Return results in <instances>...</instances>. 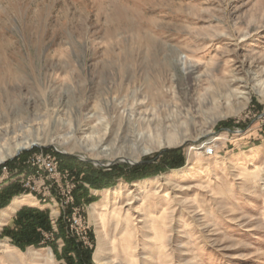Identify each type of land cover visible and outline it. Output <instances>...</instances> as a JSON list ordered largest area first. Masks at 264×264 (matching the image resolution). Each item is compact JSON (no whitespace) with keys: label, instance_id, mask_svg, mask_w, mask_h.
Instances as JSON below:
<instances>
[{"label":"rangeland","instance_id":"obj_1","mask_svg":"<svg viewBox=\"0 0 264 264\" xmlns=\"http://www.w3.org/2000/svg\"><path fill=\"white\" fill-rule=\"evenodd\" d=\"M253 86L264 91V0H0V190H22L0 210V220L14 200L26 197L31 202L22 207L45 206L39 210L48 211L52 230L40 248L11 245L2 232L20 207L0 225V264H31L25 259L32 249L50 255L48 264H67L62 250L71 237L90 251L88 264H95L99 240L102 258L114 246L121 264H130L126 245L133 243L138 255L147 241L154 253L147 264H264V101ZM212 92L217 107L187 112L191 97L203 100ZM238 92L250 93L244 109ZM179 109L173 130L186 140L143 153L144 122L166 126L152 131L157 144L173 132ZM87 141L110 150L84 152ZM32 142L38 145L16 150ZM169 151H178L181 167L161 163ZM37 153L50 154L60 173H71L79 236L68 230V178L39 173L46 189L35 183L39 192L33 193L19 183L34 172L27 162ZM219 165L225 172L214 171ZM136 167L140 179L112 175L100 190L83 181L86 172L122 168L127 177ZM190 172L191 180L180 176ZM79 185L88 196L78 204ZM113 189L118 195L105 200ZM163 215L169 217L167 248L154 237L164 232ZM7 245L16 262L2 253Z\"/></svg>","mask_w":264,"mask_h":264},{"label":"bare ground","instance_id":"obj_2","mask_svg":"<svg viewBox=\"0 0 264 264\" xmlns=\"http://www.w3.org/2000/svg\"><path fill=\"white\" fill-rule=\"evenodd\" d=\"M189 71L191 72L194 68V62H192V60H189ZM244 86L245 88L247 89V86H248V83L245 82L244 83ZM251 90L255 93H257L258 95H260L264 101V91L261 90V88H257L256 86L252 87ZM187 94H189V91L187 89ZM249 94L250 93H246V92H238L236 94H234L235 98L239 100V103L241 104V109H244L248 106V103H249ZM216 96V93H211L209 95V97L207 96V98H203V100H194V98L191 97L192 101H189L190 103L188 104V111H192L193 109V113L195 114H198L200 113V108L203 107L204 105L206 104H214V106L217 107L218 104H220V101H217L218 99L215 98ZM233 97V96H232ZM190 100V98H188ZM182 112H183V109H179L176 111V119L171 121L170 123V126L172 128V133L171 131L170 132H167L165 133L163 136H162V140L160 142H156L153 141L152 139H150V135L152 133L153 130H158V128H166V126H164L163 124H160V123H157L155 120L153 119H147L145 122H144V126H146V128L149 129L148 131V135L146 136L147 139H146V145L148 147V149H145L143 153H147V152H150L155 146H158V147H171V146H174V145H178V144H182L187 136L185 134H178L175 133V131L173 130L174 128H176V124L179 123V119L181 118L182 116ZM230 111L227 109L223 114L226 115L228 114ZM179 117V119H178ZM185 118V117H183ZM180 124H183V123H180ZM201 134L203 136H206L208 134V130H203L201 131ZM214 140H217V139H214ZM33 145H38L36 142H32V143H21V144H18L17 147H16V150H22V149H25V148H28L30 146H33ZM209 146V145H208ZM82 150L84 152H97V153H107L110 149L108 147H104L101 142L99 143H89L88 141L85 143V145H83L82 147ZM17 151V152H18ZM16 152L12 155H15ZM95 154V153H94ZM200 155V154H199ZM3 159H0V162H2ZM208 168V167H206ZM192 170V169H191ZM216 173H223L225 172V166L224 165H219L216 167V169L214 170ZM255 173V172H254ZM253 173V174H254ZM225 174V173H224ZM180 176L182 177H185V180H191L193 178V172H190V173H180ZM256 181V180H255ZM137 189H141V187H139V185H136ZM119 191L117 189H113L111 191H106L105 192V195H104V198L105 200H109L110 197L113 195V196H116L118 195ZM103 198V199H104ZM29 202H31L30 200H28L26 197H21V198H18L16 200H14L13 202V205L2 212L1 214V220H0V225L4 224V222H6L7 220H4V219H9V217H11L12 215H14L17 210L28 204ZM30 204V203H29ZM206 213V212H205ZM210 213V212H209ZM92 215V213H91ZM169 217L167 216H162L160 219L162 220V224H163V231L166 230L167 228H169V220H168ZM160 223V222H158ZM154 224V222L151 220L150 222V225ZM150 229V228H149ZM146 232V231H145ZM154 237H155V240H161L162 242L164 241V239H168V236L166 235V231H164L163 233H157V232H154ZM145 240H148L149 237L148 235L146 234L144 237H143ZM154 239V238H153ZM154 243V241H152ZM128 244V241L126 242ZM143 253L142 254H136L137 253V250L136 248L137 247H134L133 246V243H129L128 245H126V247L123 249V253H124V256L125 257V260L128 261L130 264H147V262H151L152 263V260H153V255L154 253H152L150 251V244L148 243V241L146 243L143 244ZM153 246V245H152ZM164 248H167L168 244L164 243L163 242V245ZM104 247V244L102 241H98V247H97V250H96V253H95V256H94V263L95 264H121L120 263V260L119 258L116 256V248H112V250L110 251V255L111 257L110 258H102V249ZM153 248V247H152ZM155 248H157V246H155ZM10 249H14V247H10L7 245V247L3 246V249H2V253H4L5 255H7L10 259L13 258L12 261L16 262V260L14 259L15 257H13V255L11 254V251ZM155 251V250H154ZM157 255V254H156ZM165 256L168 258L169 255L166 253ZM28 262H30L31 264H48L51 260V257L50 255H48L47 258H42V256L35 250H30L28 252V256L26 257V259ZM125 264V263H123ZM127 264V263H126Z\"/></svg>","mask_w":264,"mask_h":264},{"label":"trees","instance_id":"obj_3","mask_svg":"<svg viewBox=\"0 0 264 264\" xmlns=\"http://www.w3.org/2000/svg\"><path fill=\"white\" fill-rule=\"evenodd\" d=\"M178 151H169L161 155V163L170 169L179 168L182 166L183 161L177 155ZM21 160V157H18ZM15 161H11L9 166H13ZM141 167H136L135 172L127 177L122 173V168H113L110 173L96 172L83 173V181L88 184L91 189L100 190L107 187L110 181L114 180L112 175L117 177H125L127 180H136L142 177V174L138 172ZM119 169L117 173L112 174L113 170ZM138 170V171H137ZM19 186L11 185L4 187L0 190V210L8 205L13 197H16L22 193ZM88 196V191L81 185L77 187L75 198L79 204L80 199H84ZM87 199V198H86ZM88 202V201H87ZM65 222L60 218L58 221L59 235H63L65 232ZM51 223L47 210H39L35 208L22 207L16 214L12 227H6L3 229L2 235L10 239L11 245L23 250L26 247L40 248L45 243L43 234L50 233ZM62 238L65 236H61ZM64 247L62 250L64 259L67 264H88L90 261V251L85 250L81 244L77 243L74 238H64ZM73 255V256H72Z\"/></svg>","mask_w":264,"mask_h":264},{"label":"built area","instance_id":"obj_4","mask_svg":"<svg viewBox=\"0 0 264 264\" xmlns=\"http://www.w3.org/2000/svg\"><path fill=\"white\" fill-rule=\"evenodd\" d=\"M208 155L212 154V150L208 148V150H206ZM28 164H30V166L32 167V169H34V172L27 176V178L22 179V182H19L21 184V186L25 189V190H29L30 193L33 192H39L38 190H36L37 188H35V186L33 187L32 184L35 183H40V186H42L44 189H46L44 187V179L40 177L39 173L45 175L47 177V179H56V180H61V179H65L68 178V180H70V182L67 184L66 186V193H65V205H70L73 214L71 215V217L67 218V222H68V230L69 233L71 234V236L75 237L79 236V233L83 232L82 230H79L82 225H81V217L79 216V208H74V196H73V189L75 187L74 184V180L72 179L71 173L70 172H62L60 173L58 171V163L57 160H55L50 154H43V153H37V154H32L31 156H29L28 158ZM36 181H40V182H35ZM79 232V233H78Z\"/></svg>","mask_w":264,"mask_h":264},{"label":"crops","instance_id":"obj_5","mask_svg":"<svg viewBox=\"0 0 264 264\" xmlns=\"http://www.w3.org/2000/svg\"><path fill=\"white\" fill-rule=\"evenodd\" d=\"M44 207H45V206H39L38 208H39V209H43ZM1 217H2V216H1ZM5 225H7V222H6V223L4 222V224H2V226H5Z\"/></svg>","mask_w":264,"mask_h":264},{"label":"water","instance_id":"obj_6","mask_svg":"<svg viewBox=\"0 0 264 264\" xmlns=\"http://www.w3.org/2000/svg\"><path fill=\"white\" fill-rule=\"evenodd\" d=\"M24 150H26V149H24ZM99 164V163H98ZM100 166H102L101 164H100Z\"/></svg>","mask_w":264,"mask_h":264}]
</instances>
